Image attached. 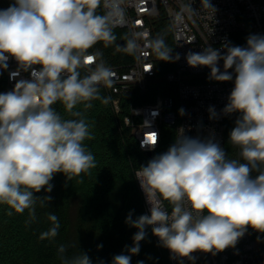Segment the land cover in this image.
<instances>
[{
	"label": "clouds",
	"instance_id": "9594fccd",
	"mask_svg": "<svg viewBox=\"0 0 264 264\" xmlns=\"http://www.w3.org/2000/svg\"><path fill=\"white\" fill-rule=\"evenodd\" d=\"M120 2L103 0L104 14L97 12L102 0H13L0 9V70H7L12 58L17 63L12 76L30 74L0 93V205L8 207V216L27 210L26 223H31L37 201L43 207L53 199L35 193H51L55 174L65 176V186L73 179L83 184L97 167L85 144L95 139L94 122L86 113L94 101L109 103L101 86H112L113 73L100 52L86 53L98 42L116 43L113 29L124 17ZM201 5L216 11L210 0ZM151 46L159 60L180 58L172 56L162 38ZM116 48L133 50L135 43L128 40ZM185 58L190 67H208L210 80L234 83L221 112L238 114L228 137L238 157L229 158L214 134L201 138L182 131L166 151L139 165L134 177L149 209L136 219L128 213L125 223L137 229L133 244L125 246L128 254L115 255L112 264H131L148 228L171 258L192 264L193 253L215 256L235 248L249 228L264 233V35L249 34L245 46L229 41L219 48L207 45ZM58 102L68 118L53 107ZM208 111L209 119L219 118L213 106ZM179 112L183 115L184 109ZM148 145L154 149L156 142ZM164 202L171 205L170 212ZM48 220L51 227L40 234L41 240L58 235V217L49 213ZM66 253L60 245L61 264H93L87 253Z\"/></svg>",
	"mask_w": 264,
	"mask_h": 264
},
{
	"label": "built area",
	"instance_id": "2783aa9c",
	"mask_svg": "<svg viewBox=\"0 0 264 264\" xmlns=\"http://www.w3.org/2000/svg\"><path fill=\"white\" fill-rule=\"evenodd\" d=\"M210 3L215 12L204 8L201 0L120 2L124 17L114 29L126 31L128 39L134 41L133 60L113 66L105 63L112 70L113 84L101 88L108 92L121 128L130 130L145 153L158 150L167 130L174 132V138L182 131L201 138L214 134L228 153V131L235 125L238 114L225 116L221 110L234 83L210 80L208 67H190L185 57L189 51L200 52L207 45L219 48L229 41L232 45L245 46L249 34L264 35V0H210ZM167 27L172 38L171 54L173 57L179 54L180 58L169 61L173 69L162 74L169 64L159 60L151 42L159 38L158 29ZM86 55L94 56V53ZM219 67L223 71V61L219 62ZM16 71L17 63L12 58L7 70H0V85H4V92L12 90L19 79L30 78L28 72L12 76ZM81 72L85 74V70ZM137 101L142 103L136 104ZM210 106L219 114L218 119H209ZM181 108L183 115L179 112ZM153 133L157 137L154 149L148 145L152 142L148 137ZM139 190L147 213L149 205L140 186ZM164 207L171 211L166 202ZM155 241L160 250L166 251L169 264H192L186 258L182 261L171 258L170 251L160 246L156 236ZM193 256L194 264H264V247L249 228L235 248H227L215 256L201 252L193 253Z\"/></svg>",
	"mask_w": 264,
	"mask_h": 264
},
{
	"label": "trees",
	"instance_id": "16d2710c",
	"mask_svg": "<svg viewBox=\"0 0 264 264\" xmlns=\"http://www.w3.org/2000/svg\"><path fill=\"white\" fill-rule=\"evenodd\" d=\"M11 3L13 0H0V9H6ZM97 12H106L103 0ZM113 31L117 37L116 43L105 46L103 41L98 42L88 49L86 54L100 52L101 59L109 66L132 61V50L118 51L116 48L121 41L127 45V32L117 29ZM157 33L167 47L172 49L168 27L158 29ZM164 62L169 64V67L167 66L162 74L173 69L169 61ZM3 92L4 85L1 84L0 93ZM101 95L110 97L104 88H101ZM135 103L140 104L142 101ZM53 107L68 118L62 104L58 102ZM86 115L94 122L92 131L95 139L85 141L97 161L92 176H85L83 184L73 179L65 186V176L62 173L55 174L51 181L54 185L51 193H45L43 190L35 193L39 197L50 195L53 199L43 207L37 201L36 219L31 223H26L29 219L27 210L23 214L13 213L8 216V207L0 205V264H61L58 258L60 245L66 246V255L69 257L79 251L87 253L93 264H98L101 260L104 264H112L115 255L122 252L128 254L125 246H132V237L137 229L125 223L126 217L130 211L133 219L146 214L144 201L134 177L135 171L139 165L146 164L153 156L166 151L174 142V132H165L161 146L150 157L139 148L130 130L121 128L120 119L113 110L111 100L107 105L94 101L93 107ZM233 127L234 124L229 128L228 137ZM227 149L229 158L238 157V149L229 145L228 141ZM49 213L58 217V235L54 239L41 240L40 234L51 227ZM146 231L147 236L140 242L139 253L131 256V264H137L138 261H143L144 264H169L166 251L160 250L156 245L151 228ZM251 231L254 238L264 247V233H257L252 229ZM98 245H102V248H98Z\"/></svg>",
	"mask_w": 264,
	"mask_h": 264
},
{
	"label": "snow or ice",
	"instance_id": "6c2138e0",
	"mask_svg": "<svg viewBox=\"0 0 264 264\" xmlns=\"http://www.w3.org/2000/svg\"><path fill=\"white\" fill-rule=\"evenodd\" d=\"M148 139L151 140L153 143H155L156 142V135H155V133L149 135Z\"/></svg>",
	"mask_w": 264,
	"mask_h": 264
},
{
	"label": "water",
	"instance_id": "95a60500",
	"mask_svg": "<svg viewBox=\"0 0 264 264\" xmlns=\"http://www.w3.org/2000/svg\"><path fill=\"white\" fill-rule=\"evenodd\" d=\"M120 45H121V46H124V45H126V44H125L124 41H121V42H120ZM147 154H148V156H150V157L153 156V152H148Z\"/></svg>",
	"mask_w": 264,
	"mask_h": 264
}]
</instances>
